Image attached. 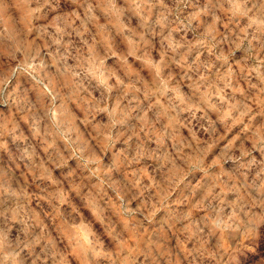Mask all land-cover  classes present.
Returning a JSON list of instances; mask_svg holds the SVG:
<instances>
[{
	"label": "clouds",
	"instance_id": "obj_1",
	"mask_svg": "<svg viewBox=\"0 0 264 264\" xmlns=\"http://www.w3.org/2000/svg\"><path fill=\"white\" fill-rule=\"evenodd\" d=\"M0 264H264V0H0Z\"/></svg>",
	"mask_w": 264,
	"mask_h": 264
}]
</instances>
